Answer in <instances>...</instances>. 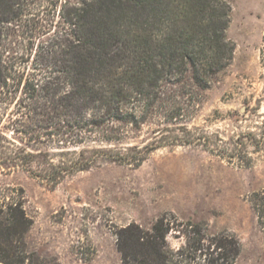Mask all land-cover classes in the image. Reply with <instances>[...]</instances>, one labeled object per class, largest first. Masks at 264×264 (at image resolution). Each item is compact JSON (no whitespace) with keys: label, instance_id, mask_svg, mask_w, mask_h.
<instances>
[{"label":"trees","instance_id":"trees-1","mask_svg":"<svg viewBox=\"0 0 264 264\" xmlns=\"http://www.w3.org/2000/svg\"><path fill=\"white\" fill-rule=\"evenodd\" d=\"M20 6L0 0V29L21 16ZM231 12L227 0H65L60 26L33 34L39 41L25 62L8 65L0 45V103L15 102V143L9 153L0 150V166L55 187L101 161L139 166L162 144L198 141L187 128L190 109L233 60ZM144 125L170 133L159 146L122 147V127ZM248 136L259 148L261 140ZM250 202L264 230V192ZM165 220L157 219L151 233L129 225L116 234L120 251L134 247L124 264L235 263L239 242L208 237L201 224L190 225L185 248L168 249ZM31 226L20 200L0 206V264H49L27 249Z\"/></svg>","mask_w":264,"mask_h":264},{"label":"rangeland","instance_id":"rangeland-1","mask_svg":"<svg viewBox=\"0 0 264 264\" xmlns=\"http://www.w3.org/2000/svg\"><path fill=\"white\" fill-rule=\"evenodd\" d=\"M227 1L234 56L190 109L187 128L198 141L162 144L139 166L101 161L55 187L0 166V206L20 200L32 222L25 236L29 252L49 264H124L134 247L120 251L116 234L129 225L151 233L164 217L172 251L185 248L191 224H201L208 237L224 234L239 242L234 264H264V230L250 202L253 193L264 192V0ZM64 2L21 0V16L0 29L3 61L9 65L23 57L25 62L39 41L33 34L60 26ZM14 103H0V150L6 153L15 143ZM122 130V147L159 146L170 133L152 125ZM248 134L261 140L259 148ZM122 147L118 150L129 158L135 156ZM236 153L239 157L229 158ZM247 163L249 168L241 167ZM213 247L209 252L215 259L219 250L211 252Z\"/></svg>","mask_w":264,"mask_h":264}]
</instances>
